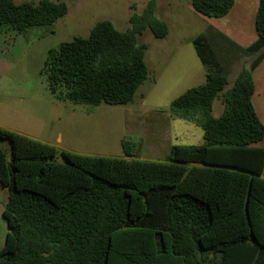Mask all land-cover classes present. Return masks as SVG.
<instances>
[{"label": "trees", "instance_id": "obj_1", "mask_svg": "<svg viewBox=\"0 0 264 264\" xmlns=\"http://www.w3.org/2000/svg\"><path fill=\"white\" fill-rule=\"evenodd\" d=\"M235 4L192 0L195 11L215 19ZM156 9L151 0L129 31L106 20L88 37L51 49L41 74L54 98L93 107L133 103L150 73L139 36L148 29L158 39L169 35ZM68 12L64 0H0V35L51 27ZM255 25L258 40L240 50L256 58L229 89L209 38L193 41L207 79L171 110L199 124L205 143L173 146L167 163L136 159L127 141L125 158L89 156L0 127V185L9 192L0 264H264V148L257 147L264 124L253 104L264 0Z\"/></svg>", "mask_w": 264, "mask_h": 264}, {"label": "rangeland", "instance_id": "obj_2", "mask_svg": "<svg viewBox=\"0 0 264 264\" xmlns=\"http://www.w3.org/2000/svg\"><path fill=\"white\" fill-rule=\"evenodd\" d=\"M64 1L69 12L53 26L34 28L14 38L7 33L0 35V123L25 129L36 140L46 139L89 156L125 157L123 142L129 141L135 143L131 146L141 160L167 163V154L145 142L146 132L152 136L151 121L168 141L172 137L177 145H201V126L177 117L171 110L175 97L186 88L202 85L207 78V68L193 41L201 35L209 38L227 74V89L234 84L238 71L253 61L229 35L210 26L220 19L195 11L192 0H157L156 16L168 24L169 35L158 39L148 29L139 36L140 44L148 47L145 60L150 73L134 102L75 105L56 100L50 92L41 74L48 52L77 37H88L102 21H111L122 32L129 31L132 16L143 14L151 0ZM26 2L40 0H16L17 4ZM223 109L217 101L214 116L219 117ZM4 147L9 148L8 144ZM7 232V223L0 215V247Z\"/></svg>", "mask_w": 264, "mask_h": 264}, {"label": "crops", "instance_id": "obj_3", "mask_svg": "<svg viewBox=\"0 0 264 264\" xmlns=\"http://www.w3.org/2000/svg\"><path fill=\"white\" fill-rule=\"evenodd\" d=\"M259 1L260 0H236V4L233 7V9L231 10V12L228 14V16L223 18V19H220V20L212 21L210 26L216 30H219L220 32H224L227 35H229L231 37L232 41H234L236 44H238V46L240 48H243V49L248 48L249 46H251L252 44H254L258 40V34L256 31L255 23H256V16H257L258 8H259ZM5 35H9L11 38H14V36H17L19 34L14 33V32H9ZM251 58H253V61H254L256 56H253ZM244 67H246V66H244ZM244 67H242L238 71V73L235 77V80L237 79L239 73L242 71V69ZM253 79H254V83H255V94L253 96V104H254V107L256 109L258 117L260 118L261 122L264 124V59L259 64V66L255 69V71L253 73ZM235 80H234V82H235ZM198 86H200V85H198ZM198 86L186 88L185 91L183 93H181L178 97L183 95L188 90L195 88V87H198ZM178 97H175L174 100L177 99ZM217 101L220 102L221 105H223L221 100H217ZM214 107H215V104H214ZM223 107H224V105H223ZM223 112H224V109H223ZM223 112L221 113V115L223 114ZM213 115H214V110H213ZM219 117H216V118H219ZM170 118H174V116L171 115ZM154 123H155V125H152ZM0 127L36 140V138L33 137L31 134H29L25 129H22V128L20 129L16 126L14 127V126L3 124V123H0ZM158 129H159V127L157 126V123L151 121L152 133L150 130V134L152 136L148 135L149 132L148 133L146 132V134H144L143 136H144L145 142L151 143L150 145L153 146V148L162 152L163 154H167L168 158L166 159L165 162H169L171 149L173 146H175L177 144L174 143L172 137H170L169 141L166 140L163 137V133L159 132ZM146 130L149 131V127L147 125H146ZM38 141L50 144V145L56 147L59 151L72 152L70 149H65V148L58 146L55 143H53L49 140H46V139H39ZM202 141H203V143L201 145H203L205 143L204 132L202 135ZM60 142H61V139H60ZM127 142H129V141H127ZM129 143L131 145H133V147H134L135 143L134 144L131 142H129ZM201 145L181 144V146H201ZM257 147L264 148V140L259 145H257ZM133 153H134V156L136 159H140L136 155L134 149H133ZM121 158H125V157H121ZM262 177L264 178V171H263ZM8 199H9L8 190L0 185V215L2 217H3V212L5 210V207L8 203ZM3 219H4V217H3ZM7 234H8V232H7ZM7 234H6V237H7ZM6 237H5V240H6ZM4 243H5V241H4ZM4 243L0 247V250L3 248Z\"/></svg>", "mask_w": 264, "mask_h": 264}]
</instances>
